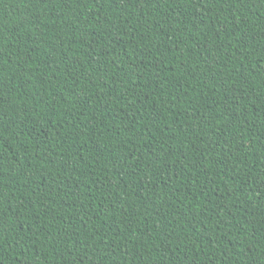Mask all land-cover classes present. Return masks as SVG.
<instances>
[{
  "label": "trees",
  "instance_id": "trees-1",
  "mask_svg": "<svg viewBox=\"0 0 264 264\" xmlns=\"http://www.w3.org/2000/svg\"><path fill=\"white\" fill-rule=\"evenodd\" d=\"M0 264H264V0H0Z\"/></svg>",
  "mask_w": 264,
  "mask_h": 264
}]
</instances>
